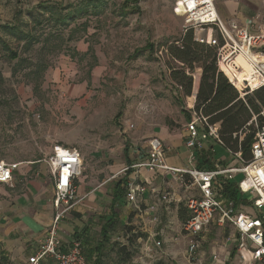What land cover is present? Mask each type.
I'll return each instance as SVG.
<instances>
[{
  "label": "rangeland",
  "instance_id": "rangeland-1",
  "mask_svg": "<svg viewBox=\"0 0 264 264\" xmlns=\"http://www.w3.org/2000/svg\"><path fill=\"white\" fill-rule=\"evenodd\" d=\"M90 1L0 0V26L21 22L44 41L30 52H23L22 44L0 29L23 61H12L0 50V159L5 163L38 159V168L51 178L43 159L54 144H60L82 153V175L100 179L103 175H115L119 179L126 173L125 146H145L161 128L179 133L190 120L189 104L199 89L197 79L202 70L197 67L192 74L193 93L187 97L172 78L173 69H180L182 64L166 49L180 43L187 33L183 5L176 0H138L137 4L95 0L97 9L88 6L84 16L70 20L68 27L60 25L50 12L37 9L40 3H48L66 15ZM244 1L219 0L221 18L229 23L258 17V24L264 25V0H254L256 3L245 19H240L235 13ZM18 13H22L21 17ZM215 35L219 38L218 33ZM70 37L75 40L68 41ZM238 60L241 61L239 57ZM40 61L46 62L48 68L39 90L34 91L30 73ZM250 73L247 70L237 75L243 80ZM241 91L244 94L245 87ZM213 145L216 159L232 160L225 149ZM3 188L0 185V193ZM185 194L194 195L195 189ZM77 200L79 203L80 199ZM90 219V237L97 240L101 217ZM119 227L112 236L114 248L107 245L111 251H107L106 264H199L197 259L195 263L186 261L187 240L181 237L180 230L169 231L173 238L169 244L155 236L153 251L148 254L143 250L148 235L143 234L146 237L140 242L135 238L132 245L130 227L125 228L122 223ZM163 229L166 228L155 227V233ZM233 234L229 227L221 229L214 225L203 233L197 250L205 254L200 264H209L212 252L232 250ZM158 241H162L161 246L154 245ZM122 244L134 253L131 260L120 259L118 249ZM9 264L17 262L9 259Z\"/></svg>",
  "mask_w": 264,
  "mask_h": 264
},
{
  "label": "built area",
  "instance_id": "built-area-1",
  "mask_svg": "<svg viewBox=\"0 0 264 264\" xmlns=\"http://www.w3.org/2000/svg\"><path fill=\"white\" fill-rule=\"evenodd\" d=\"M176 1L185 10V32L192 30L198 43L216 49L218 70L228 77L241 98L264 87V25L258 24V17L245 22L234 20L228 23L220 16L217 6L219 0ZM215 33L219 34V38ZM238 57H243L252 68L250 77L243 80L237 76L244 71L238 63ZM250 79L258 81L259 85L253 87ZM242 87L246 89L244 94ZM192 108L190 120L185 125V146L191 151L190 167L181 169L169 166L166 162V147L158 137L149 140L147 156L136 167L172 174L185 191L195 189L194 195L185 198L189 218L180 230L181 236L187 240L188 260H196L202 234L214 225L233 230L235 247L212 252L209 264H264V109L259 114H253L240 134L242 139L252 127L255 130V139L250 147L251 157L246 159L240 151L231 150L222 141L218 128L209 122L208 117L196 112L194 106ZM209 141L225 148L237 165L224 167L218 164L216 170L194 166L193 162L197 160L195 153L203 151ZM43 161L53 180L56 215L45 239L28 258L27 264H87L82 240L75 238L66 245L58 235L60 222L78 203L76 181L84 169L82 154L78 149L54 144ZM18 166V163L0 161V184L13 186ZM238 176H241L240 180H236ZM229 183L236 185L240 199L247 201V205L241 204L237 208L234 202L223 196V190ZM149 189L135 176L127 187L128 201L136 203L138 195ZM152 192L157 191L153 189ZM159 194L163 201L170 200L168 190H161ZM151 209L156 210V207ZM175 241H179V238H175ZM154 245L161 246V242ZM152 248L153 245L146 243L143 250L149 254Z\"/></svg>",
  "mask_w": 264,
  "mask_h": 264
},
{
  "label": "crops",
  "instance_id": "crops-1",
  "mask_svg": "<svg viewBox=\"0 0 264 264\" xmlns=\"http://www.w3.org/2000/svg\"><path fill=\"white\" fill-rule=\"evenodd\" d=\"M255 3L254 0H245L240 4L241 7L235 15L240 19H245V14L250 12V8ZM239 58L241 61L238 60V63L243 66L244 71L250 70L252 72L249 64L242 57ZM198 79L199 83L200 79ZM197 92L192 97L193 103L189 104L190 117L193 110L192 106H195L196 103ZM185 125L179 133H170L161 128L155 132L156 135L151 136L152 138L158 137L163 141L166 147V162L171 167L181 169L190 167L191 151L185 146L187 135ZM214 143L213 141L207 142L203 151L195 153L197 160L193 162V165L198 169L205 170H216L218 164L224 167L236 166L235 160H224V157L216 159ZM147 144L146 142L145 146L135 149H129L128 146H125L126 173L124 177L117 179L115 175H103L100 179L92 175H82L76 181L77 196L80 202L66 214L58 231V235L64 244L69 245L75 236L84 230L86 231L85 236H89L91 228L87 226L89 218L92 220L96 217H111L114 212L117 213L122 224L130 227L129 236L146 234L148 235L146 243H151L150 245H152L155 236L168 244L173 241L169 231L181 230L183 224L179 216L181 206L185 208L189 218L185 206V190L172 174L136 167L143 161L146 150L148 153ZM207 155L208 157H206ZM82 157L84 158L83 155ZM210 160L216 164H212ZM0 161L2 160L0 159ZM39 162L38 159L17 162L19 166L14 174L13 186L0 184L1 187H5L0 193V255L4 254L11 261H16L17 264H27L28 258L45 239L49 226L56 215L53 180L46 177V173L41 167L38 168ZM135 176L150 189L144 194H139L136 203H131L127 199V187ZM239 177L241 176H238L236 180ZM98 180L101 182L97 183ZM118 189H124L126 194L120 197L117 192ZM153 189L157 192H152ZM161 190L169 191L170 200H162V195L159 194ZM152 207H156V210H152ZM70 213L73 217H70ZM155 227H165L166 229L155 233ZM144 237H138L137 241L140 242ZM223 250L225 249L219 251L222 252ZM196 254L197 261L194 260L193 263L196 261L200 264L205 254L203 251ZM186 261L192 263L188 259Z\"/></svg>",
  "mask_w": 264,
  "mask_h": 264
},
{
  "label": "trees",
  "instance_id": "trees-1",
  "mask_svg": "<svg viewBox=\"0 0 264 264\" xmlns=\"http://www.w3.org/2000/svg\"><path fill=\"white\" fill-rule=\"evenodd\" d=\"M126 2L137 4L138 0H126ZM90 5L97 9L96 1L91 0L84 8L77 9L75 12H69L66 15L61 10H58L59 8L56 5L51 6L48 3H40L37 9L41 8L44 11L50 12L51 17H54L60 25L68 27L70 20H75L78 16L83 17L87 11V7ZM21 14L18 13V16L21 17ZM23 26L21 22H17L16 24L9 23L1 25L0 29L3 30L5 35L13 37L17 42L21 43L23 52H30L36 45L44 41L39 35L31 30L25 29ZM73 40H75L73 37L68 39V41ZM179 42L168 45L166 48L167 53L182 64L180 69H173V80L183 88L184 94L189 97L193 93L194 76L192 74L196 71L197 67L201 68L202 75L194 110L208 117L209 122L218 128L222 141L231 150L235 152L240 151L243 157L249 159L251 157L250 147L255 139V130L252 127L242 139L240 134L252 119L253 114H259L264 109V87L250 94H246L244 98H241L240 92L230 83L228 77L218 70L216 62L217 52L215 48L198 43L195 40L192 30L187 31ZM58 48L60 51L62 46ZM0 50L6 52L10 60H18V63L22 64L23 61H21L20 53L14 51L10 43L1 34ZM47 68L48 64L40 61L37 63L35 69L31 71L30 74L33 76L32 80L35 83L34 91L39 90L41 79ZM208 163L210 164L209 161ZM117 192L120 197L126 194L124 189H118ZM223 196L234 202L237 208L241 204L245 205L247 203V201L243 202V199H240L236 185L233 183L225 186ZM179 216L183 223L188 219L183 206L180 207ZM100 221H102V224L98 233L99 239L93 240L90 234L89 236H85V230L75 236L76 239H80L83 242L87 264H106L107 251H111V249L108 250L107 245H112L113 247H111L114 248L112 234L117 232L120 228L119 225H121L116 212L111 217H101ZM141 236L144 237L145 235H133L129 240V244L133 245L135 238ZM118 253L123 262L131 260L134 256V253L129 251L126 244H122L119 247ZM0 264H9V258L1 254Z\"/></svg>",
  "mask_w": 264,
  "mask_h": 264
},
{
  "label": "bare ground",
  "instance_id": "bare-ground-1",
  "mask_svg": "<svg viewBox=\"0 0 264 264\" xmlns=\"http://www.w3.org/2000/svg\"><path fill=\"white\" fill-rule=\"evenodd\" d=\"M243 58V57H242ZM250 66V65H249ZM251 67V66H250ZM251 85L253 86V87H257L258 85H259V83H258V81L256 82V81H253V82H251Z\"/></svg>",
  "mask_w": 264,
  "mask_h": 264
}]
</instances>
